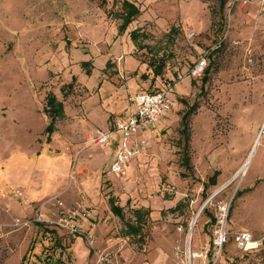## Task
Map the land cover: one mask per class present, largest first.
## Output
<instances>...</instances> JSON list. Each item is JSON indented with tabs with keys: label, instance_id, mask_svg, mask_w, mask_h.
I'll list each match as a JSON object with an SVG mask.
<instances>
[{
	"label": "rangeland",
	"instance_id": "374dc122",
	"mask_svg": "<svg viewBox=\"0 0 264 264\" xmlns=\"http://www.w3.org/2000/svg\"><path fill=\"white\" fill-rule=\"evenodd\" d=\"M121 1L0 0V264H45L38 257L53 244L43 228L60 235L63 249L53 258L64 264H181L174 249L183 247L184 237L176 227L186 226L208 199L191 234L192 250L208 243L206 212L213 217L220 203H230V231L264 238L260 0H226L225 23L216 32L218 0H127L140 14L123 31ZM203 57V73L191 76ZM160 59L166 64L154 86L168 90L170 110L152 126L157 132L145 139L146 153L130 161L127 178L104 170L108 154L101 152L99 174L106 179L93 191L96 174L85 182L88 167L77 163L99 151L91 140L101 129L84 137L83 120L103 128L115 111L127 120V89L134 94L136 81L140 93L153 86L147 64ZM54 106L70 117L63 114L51 131ZM192 109L185 149L181 119ZM108 193L126 218L134 209H150L142 243L124 236L106 206ZM58 201L84 207L85 219L94 210L96 228L71 238L53 223ZM39 215L44 222H36ZM256 250L241 252L229 241L218 264H264V243Z\"/></svg>",
	"mask_w": 264,
	"mask_h": 264
},
{
	"label": "built area",
	"instance_id": "2783aa9c",
	"mask_svg": "<svg viewBox=\"0 0 264 264\" xmlns=\"http://www.w3.org/2000/svg\"><path fill=\"white\" fill-rule=\"evenodd\" d=\"M260 14L264 16V0H260ZM206 66V60L203 57L194 67H192L191 76H199L203 73ZM131 109L129 118L122 120L120 117H114L112 127L109 130H98L91 140L95 146L104 145L110 138L113 130L121 133L120 142L117 147V154L114 162L110 166V172L119 179L126 176V167L128 163L142 154V149L148 146L145 139L137 138V134L146 127L154 125L163 114L168 112L171 107V100L168 97V90L162 89L155 93L142 92L137 93L130 98ZM235 178V177H234ZM210 199L197 210L195 216L185 226L179 224L176 227L177 232L184 235L183 247L176 246L175 256L180 259L181 264H218L223 256V250L229 241L241 252H250L258 249L263 243L264 238L255 239L249 232H232L228 229V217L230 203H220L215 209L213 220L209 223L210 238L200 252L192 250L191 234L196 225L199 215L206 208ZM193 204V200L191 201ZM57 208L54 225L66 232L71 238L77 239L82 233L79 227V221L86 217L85 212L78 209H68L61 201L55 205ZM36 222H44L43 215H39ZM16 225H20V220H16Z\"/></svg>",
	"mask_w": 264,
	"mask_h": 264
},
{
	"label": "trees",
	"instance_id": "16d2710c",
	"mask_svg": "<svg viewBox=\"0 0 264 264\" xmlns=\"http://www.w3.org/2000/svg\"><path fill=\"white\" fill-rule=\"evenodd\" d=\"M225 4H226V0H218V10L215 12L216 16H218V20L217 21H213L212 23V28L216 31H219L220 28L223 27L224 23H225V18L223 15V11L225 8ZM121 5H122V13L118 15V20H119V24H118V29L120 31H123L124 29H126V27L134 21V19L137 18V16L140 14V10L138 9V7L133 4V3H129L127 0H122L121 1ZM138 33L135 34V32H132V38L135 44H137V35ZM138 46V44H137ZM152 62V61H151ZM148 63L149 67L151 68V70L153 71V75L154 77L152 78L151 82H154V79H156V77L161 75V72L163 70V66H164V62H162V60L160 59L158 62V65H155L154 63ZM86 63L85 65H89V62H84ZM162 90L161 88H153V89H148L149 93H155ZM50 117H51V124L49 125L48 128H51V131L54 130L53 128V124L57 121L60 120L64 115H63V111L60 110L59 106H54L51 110ZM193 114V109L192 111L188 112V113H183L182 115V119H181V125H182V129H181V133L184 135L185 137V143H184V148L187 149L189 146V140H190V128H189V120L191 115ZM181 163L187 167H189V161H181ZM217 174L218 172H215L208 181L209 185H215L216 182V178H217ZM108 204H109V208L110 211L116 215L117 217H119V219L123 222V225L125 226V232L126 235L132 236V237H136L138 239V242H143L142 239V230H143V226L146 224L148 217L150 215V209H134L132 210V217L131 218H125V213H124V209L123 207L119 206L116 202V197H114L111 194H108ZM207 215H209L211 217V221L213 220V217L211 215V213H209L208 211L206 212ZM132 220V221H130ZM40 224H37V226ZM45 230V229H44ZM47 233L49 234H53V231H47ZM42 236H45V234H43ZM53 239V242H52ZM55 240L54 235L52 237H50V240L52 242V246H47L46 250H44V252L42 253V255H44V257L42 258V256L38 257L39 262L43 261L45 264H62V262L57 258L54 259L53 258V254H54V250L60 246L58 245V243ZM231 242V241H230ZM232 243V242H231ZM229 244V242H228ZM228 244L226 245V247L228 246ZM49 250L51 251V253H48ZM258 250H254L251 252H255ZM248 253V252H247ZM42 258V260H40ZM25 261V260H24Z\"/></svg>",
	"mask_w": 264,
	"mask_h": 264
},
{
	"label": "crops",
	"instance_id": "0c3cea01",
	"mask_svg": "<svg viewBox=\"0 0 264 264\" xmlns=\"http://www.w3.org/2000/svg\"><path fill=\"white\" fill-rule=\"evenodd\" d=\"M135 44V43H134ZM89 62V61H88ZM162 62H164V66H163V69H164V67H165V64H166V62L165 61H163L162 60ZM90 63V62H89ZM109 64H110V62L108 61L107 62V65L109 66ZM127 63H126V61H125V65H126ZM148 65V64H147ZM156 65V64H155ZM158 65V64H157ZM90 66H92L91 65V63H90ZM128 66L129 67H133L132 69H134V71H136V66H134L133 64H132V62H130V63H128ZM149 66V65H148ZM149 69H151L150 67H149ZM161 75H162V72H161ZM161 75L160 76H158V77H156V78H160L161 77ZM143 78L144 79H149V77L147 76V75H144V73H143ZM151 84H152V82H151ZM134 85L136 86L135 87V93L134 94H132V90H131V88H128L127 89V96H128V99H127V101H125L126 102V104H127V102H128V104L130 103V98H132L134 95H136L137 93H140V92H138L139 90L138 89H140L139 88V85H137V81H136V83H134ZM153 88H159L158 86H154V82H153V86L152 85H150L149 86V88L148 89H153ZM148 89L146 90V91H148ZM146 91H142V92H146ZM130 108H131V106H130ZM116 113L115 114H110V115H108V118H107V116H105V123L103 124V128H101V126H98V123L97 124H94L93 123V120L92 121H90L89 122V119L86 117L83 121L84 122H86V124H83V130L81 131L80 130V134H82V135H84V137H87V136H89V134L90 133H93L96 129H101L102 131H104V130H109V129H111V123L109 122L110 121V119L113 117H120L118 114H117V111H115ZM63 114H66L65 115V118L66 119H68L70 116L67 114V113H64L63 112ZM129 114H130V111H129ZM127 116V115H126ZM128 117H129V115H128ZM93 118H95V117H92V119ZM163 118V117H162ZM161 118V119H162ZM156 124H158V122H156L154 125H156ZM86 125V126H85ZM100 125H101V123H100ZM154 125H151V126H149V127H146L143 131H140L138 134H137V138H142V139H147L148 137H150L151 136V132H153V131H155V132H157V129H154V127L152 128V126H154ZM55 130H56V128H54ZM83 137V136H82ZM120 138H121V133L119 132V131H115V130H113L112 132H111V134H110V138H109V140L104 144V145H102V146H95V148H98V150L99 151H91V152H88V153H90V154H92V159L90 160V161H78V166H81V165H86L87 167H88V174L84 177V181L86 182L87 181V179H89V180H91V178H93L92 177V175L91 174H93V172L96 174V176L92 179V181L91 182H93L92 183V186L94 187L93 188V191H97V182L98 181H100L101 182V180H102V178L103 179H106V175H103V174H105L104 173V171H103V173L101 174V176H100V172H99V170H100V167H101V165L102 164H100V162L99 161H104V160H100V154H101V152H103L104 153V151H107V154H108V164H107V167L106 168H104V170H106L107 168H108V172H109V174H112V173H110V166L112 165V163L114 162V160H115V158H116V154H117V147H118V144H119V142H120ZM146 153V148H143L142 149V154L141 155H139L138 156V158L139 157H142L143 156V154H145ZM132 162V161H131ZM131 162H129L128 163V165H127V167L126 168H128L129 167V165L131 164ZM93 171V172H92ZM108 177V176H107ZM125 178H127V174H126V176H125ZM105 182L107 181V182H109L108 180H104ZM86 187L88 188V191L90 192V189H89V187L90 186H87L86 185ZM56 189H58V188H56ZM55 189V190H56ZM108 194H111V193H108ZM111 195H113V194H111ZM114 196V195H113ZM93 202V201H92ZM108 201H106V206H108V210H109V213H110V215L111 216H113V217H115V218H117V219H119V217H117L116 215H114L111 211H110V208H109V204L107 203ZM116 202H117V200H116ZM117 204H118V202H117ZM119 205V204H118ZM120 206V205H119ZM84 212L86 211V209L84 208V207H82L81 208ZM145 209V208H144ZM149 209V208H148ZM92 211V210H91ZM87 212V211H86ZM85 212V213H86ZM151 213V212H150ZM88 214V213H87ZM95 216H96V212L93 210L91 213H89V215H88V219H85V218H83V219H81L80 221H79V227H80V229H82V230H84L85 232H89V231H93L95 228H96V218H95ZM126 218V217H125ZM119 221L121 222V224H122V226H123V228H124V230H123V234H124V236L125 237H129V238H135V237H132V236H129V235H126V232H125V226L123 225V222L119 219ZM130 221H132V220H130ZM43 229H45V230H41L42 231V233L43 234H45V237L46 236H49V237H52L53 235H54V237H55V240L54 241H56L57 243H58V245L60 246V248L61 249H63V246H62V242H61V238H60V235L58 234V232L56 231V230H50L49 228H43ZM46 230L47 231H53L54 233L53 234H49V233H47L46 232ZM59 232H60V230H59ZM63 234V233H62ZM183 237H184V235H183ZM49 240H50V238H49ZM52 242H53V239H52ZM74 244H77V241L76 242H74ZM59 260L62 262V264H64V262L59 258Z\"/></svg>",
	"mask_w": 264,
	"mask_h": 264
},
{
	"label": "bare ground",
	"instance_id": "6f19581e",
	"mask_svg": "<svg viewBox=\"0 0 264 264\" xmlns=\"http://www.w3.org/2000/svg\"><path fill=\"white\" fill-rule=\"evenodd\" d=\"M242 170H243V166L240 167L239 172H241Z\"/></svg>",
	"mask_w": 264,
	"mask_h": 264
}]
</instances>
